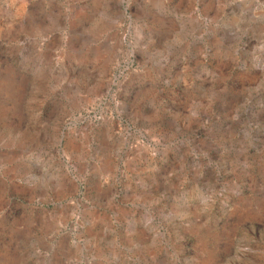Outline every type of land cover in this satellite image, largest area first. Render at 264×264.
Masks as SVG:
<instances>
[{
    "label": "rangeland",
    "instance_id": "1",
    "mask_svg": "<svg viewBox=\"0 0 264 264\" xmlns=\"http://www.w3.org/2000/svg\"><path fill=\"white\" fill-rule=\"evenodd\" d=\"M0 264H264V0H0Z\"/></svg>",
    "mask_w": 264,
    "mask_h": 264
}]
</instances>
